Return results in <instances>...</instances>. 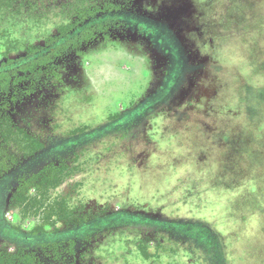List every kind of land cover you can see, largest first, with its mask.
<instances>
[{"label": "rangeland", "instance_id": "1", "mask_svg": "<svg viewBox=\"0 0 264 264\" xmlns=\"http://www.w3.org/2000/svg\"><path fill=\"white\" fill-rule=\"evenodd\" d=\"M76 1L4 13L0 49L17 29L41 44L38 19L54 33ZM83 1L112 3L98 14L112 27L60 59L57 83L15 108L46 148L0 181V246L18 220L20 178L59 163L72 171L58 191L80 215L129 222L77 239L64 264H161L138 259L135 244L149 241L154 254L153 240L168 245L170 231L142 227V216L204 223L222 239L202 253L200 237L176 235L170 245L184 253L169 263L264 264V0Z\"/></svg>", "mask_w": 264, "mask_h": 264}, {"label": "trees", "instance_id": "2", "mask_svg": "<svg viewBox=\"0 0 264 264\" xmlns=\"http://www.w3.org/2000/svg\"><path fill=\"white\" fill-rule=\"evenodd\" d=\"M32 1L0 0V16L4 13L22 15L24 10L32 6ZM86 3L77 0L67 19L56 27L54 33L40 25L39 21L43 16L42 19L40 17L36 22V29L44 37L41 44L36 45L26 35L23 36L20 28L21 30H16L20 35L12 40L10 38V44L4 50L0 49V57L7 59L0 67V181L46 148L45 139L31 128L29 122L21 124L15 118V108L31 99L50 80L57 83V79L61 77L57 66L60 59L79 52L84 45L92 43L112 27L110 22H101L98 17L99 13L114 11L110 5L112 3L104 4L102 9ZM14 9L16 12H11ZM13 27L16 29L18 25ZM3 30L12 35L11 30ZM13 55L21 56L14 59ZM79 130H74L72 134H78ZM70 171L72 170L65 164L57 163L20 178L11 196L18 220L6 228L11 237L5 238L7 247L0 246V264H64L65 259L72 257L66 255H71L77 239H89L93 231L100 227L113 229L120 227L119 224L129 223L128 219H123L120 215L104 219L96 214L80 215L67 197L58 191ZM139 219L142 220V227L157 226L161 230L170 231L168 237L164 236L168 245L176 243L173 240L177 235L181 238L200 237V241L197 240L198 246L203 248L195 250L202 253L206 242L208 248L216 243L224 247L217 230L214 231L204 223L182 220L154 222L143 216ZM119 220L121 223H115L120 222ZM25 222L30 223L28 232L22 228ZM159 228L157 229L160 230ZM69 236H74V239H69ZM162 239L163 237L153 240L158 245L154 254L148 245L149 241L137 242L135 246L138 259L146 263L159 260L163 264L165 260V264H177L169 263L168 260L172 255L177 257L184 252L172 246L173 244H163ZM74 260L77 259L74 257L72 262ZM223 262L227 264L224 256Z\"/></svg>", "mask_w": 264, "mask_h": 264}]
</instances>
